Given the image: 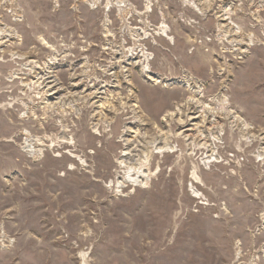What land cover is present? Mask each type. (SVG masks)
<instances>
[{"label":"rangeland","instance_id":"1","mask_svg":"<svg viewBox=\"0 0 264 264\" xmlns=\"http://www.w3.org/2000/svg\"><path fill=\"white\" fill-rule=\"evenodd\" d=\"M263 149L264 0H0V264H264Z\"/></svg>","mask_w":264,"mask_h":264},{"label":"bare ground","instance_id":"2","mask_svg":"<svg viewBox=\"0 0 264 264\" xmlns=\"http://www.w3.org/2000/svg\"><path fill=\"white\" fill-rule=\"evenodd\" d=\"M124 5V4H123ZM162 35L163 36H165V34H163L162 33ZM165 39H168V40H170L171 41V38H168L167 36H165ZM132 56V55H131ZM54 87V86H53ZM192 119H194V118H192ZM208 122V121H207ZM206 122V123H207ZM238 122V124H239V121H237ZM237 124V123H236ZM235 124V125H236ZM241 124V123H240ZM239 126V125H238ZM239 128V127H238ZM252 129V128H251ZM186 131V130H185ZM218 131V130H217ZM240 131H241V129H240ZM243 131V130H242ZM253 131H254V129H253ZM217 133V132H216ZM242 133V132H241ZM218 134H220V133H218ZM183 135V134H182ZM244 135V134H243ZM218 138H219V136H218ZM255 138V137H254ZM214 140V139H213ZM219 140V139H218ZM161 141V140H160ZM128 143V142H127ZM159 143V142H158ZM162 143V142H161ZM161 143H159L160 145H161ZM218 143H219V141H218ZM166 144V143H165ZM142 146V145H141ZM167 146V145H166ZM169 146V145H168ZM202 147H201V149L202 150H204V151H207V155H205L206 157H205V159L204 160H206L205 162H204V165L206 164L207 165V160H208V163H214L215 161H213V162H211V159H213V156H214V149H213V147H212V150H211V148L209 147V146H207L206 144H202L201 145ZM165 146L163 145V148H161L160 150H159V152H158V154H162V153H166V149L164 148ZM137 148V147H136ZM169 149V151L167 152V153H175V150H174V147H169L168 148ZM158 150V149H157ZM264 150V149H263ZM161 151V152H160ZM136 153L137 152H140V151H135ZM261 153V154H260ZM263 152H259V154H260V156H263V154H262ZM126 156L125 157H130L131 156V153L130 154H125ZM210 155V156H209ZM137 158V157H139V156H133L132 155V157L131 158ZM150 157V156H149ZM134 162V161H133ZM141 164V163H140ZM144 164V163H143ZM126 167V166H125ZM128 169V168H127ZM131 169V168H130ZM140 169V168H139ZM134 172V171H133ZM126 179V178H125ZM123 182L124 183H126V182H128V181H126V180H123ZM119 183V185L121 184V186L124 184V183ZM130 182V181H129ZM196 196V198L198 197V194L197 195H195ZM84 261L86 260L85 258L83 259ZM86 263V262H85Z\"/></svg>","mask_w":264,"mask_h":264}]
</instances>
